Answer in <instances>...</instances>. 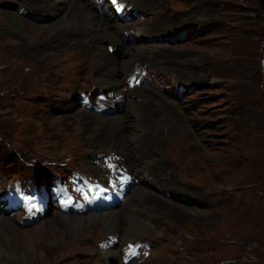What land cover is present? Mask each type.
<instances>
[{"label": "rangeland", "instance_id": "obj_1", "mask_svg": "<svg viewBox=\"0 0 264 264\" xmlns=\"http://www.w3.org/2000/svg\"><path fill=\"white\" fill-rule=\"evenodd\" d=\"M146 1L152 6L145 7L141 0L135 1L133 8L137 12L128 21L114 19L111 13L106 15L109 5L103 9L104 17L115 23L128 26L131 22L137 29L147 25L151 31L157 30L155 34L137 32L134 28L118 29V35L129 46L148 54L166 50L162 61L153 64L136 61L120 77L126 89L132 90L129 95L134 102L143 101L144 97L138 95L149 86L168 96L162 99L165 106L178 113L182 122L180 135L176 137L179 146L188 139L194 142L191 154L196 160L201 158L208 168L204 173L197 167L182 171L184 167L177 168L172 162L173 180L169 182L172 186L163 189L156 184L155 175L144 171L148 162L135 154L138 172L131 174V181H135L132 189L144 184L163 201L161 205L149 195L133 207H124L122 232L131 233L139 219L149 225L145 234L128 242L117 238L119 255L111 262L128 264L123 250L138 242H150L151 246L143 248L141 256L130 264H264V0ZM92 3L95 7L96 0ZM3 10L1 6L0 196L13 197L8 190L18 187L22 203L0 197V214L12 221V226L0 227V239L8 247V253L0 254V264H91L83 252L72 256V248H61L58 242L62 237L54 236L44 220L47 214L52 217L55 211H67L50 198L56 182L72 185L79 179L102 187L116 183L96 176L95 172V166L102 165L104 171L116 173L111 164L115 152L105 146L94 159L96 165L86 162L81 155L93 152L87 144L91 137L75 129V125L82 123L76 118L80 106L95 112L87 110L89 113L108 117L115 114H105L115 104L108 108L98 99L103 93H87L96 87L93 81L80 95L77 90L82 88L81 78L74 82L73 92L71 87L54 85L57 74H48L47 66L34 63V54L30 53L35 43L40 44L51 34L47 26H42L41 15L28 14L6 24L2 20ZM10 10L20 11L15 3ZM63 13L64 10L56 17ZM56 17L46 16L45 20L58 23ZM27 21L34 25L33 32L42 30L37 41L24 30L23 37L16 33L26 28ZM4 47L7 53H3ZM105 47L112 54L126 49L104 44ZM63 52V58L72 57L75 62L85 59L79 52ZM125 54L121 59L129 60V53ZM2 56L8 58L6 68ZM143 66L150 73L146 81L129 86L128 75ZM41 87L56 96L51 98ZM100 108L106 109L100 111ZM118 112L132 119L128 100H123ZM183 132L189 134L188 138H184ZM169 143L165 139L162 151L149 152L160 159L167 153ZM203 152L206 156H201ZM114 175L121 178L118 173ZM125 176L127 182L129 175ZM23 188L39 190L44 195V204L29 201ZM119 202L118 197L116 205ZM116 205L113 203L105 210ZM33 209L40 214L31 222ZM95 236L91 252L96 248L107 249L104 242L107 235L102 227L92 228L84 245Z\"/></svg>", "mask_w": 264, "mask_h": 264}, {"label": "bare ground", "instance_id": "obj_2", "mask_svg": "<svg viewBox=\"0 0 264 264\" xmlns=\"http://www.w3.org/2000/svg\"><path fill=\"white\" fill-rule=\"evenodd\" d=\"M92 1L0 0V7L4 8L2 20L6 24L14 23L15 20H21L28 14L41 15L40 21L43 24L42 26H47L51 34L47 40L40 44L35 43L30 48V53L34 54V63L47 66L48 74L51 72L57 74L53 81L54 85L60 84L61 87H71L70 91L73 92L75 89L73 87L76 86L74 82L78 79L80 81L81 78L82 81L79 84L82 85V88L77 90L78 95H80L90 87V82L93 81L92 83H95L96 87L89 89L87 93L91 92L93 95H95V92L96 95L97 93H103L98 99L106 103L108 108H112L113 104H115L113 110H109L107 113L102 112L105 114L115 113L108 117L106 115L89 113L88 111H94L86 106H80V109L76 113V118L82 121V123L75 125V129L77 133L82 131L91 137L90 142L87 144L95 151L92 150L93 152L81 155L86 162H94L96 165L94 159L98 158L99 153L104 151L102 148L105 146L115 152L111 164L116 168L115 172L120 174L121 178L115 177L114 174L116 173L104 171L101 167L102 165H96L95 172L96 176H102L105 180L116 181L114 186L111 183H107L103 188H106L114 196L117 195L120 198L119 204L116 205L117 198L114 201V204L117 206L116 208L102 210L97 213H85L84 215L55 211L54 216L48 217L47 214L44 220L45 224L50 226V230L54 236L58 238L59 236L62 237L58 245L63 249L72 248L70 255L74 256L77 252H83V255H87L85 259L91 264H113L111 260L116 261L119 255L117 238L128 242L139 234H145L149 225L148 222L139 219L134 224V227L132 226L131 233L128 231L122 232L121 214L124 207H133L134 203L137 205L139 202L147 199L149 195L150 199L158 201L162 205L160 195L147 190L144 184L132 189L135 181H131V174L135 175L138 172L135 170L137 164L135 158H133L135 154L140 160L148 162L146 167L143 168L144 171L155 175L156 184L162 188L172 186L169 183L173 180L172 169L174 167L172 166V162L176 164L177 168L184 167L185 169H182V171L197 167L198 171L204 173L208 167L201 158L196 160L193 154H191V150L195 146L194 142L188 139L185 145L181 144L179 146L176 137L180 135L178 132L182 122L178 118V113L173 112L172 109L165 106L167 104L162 99L168 96L162 93L159 88L149 86L145 88L144 93L138 95L144 97L142 101L144 105L142 102H134V98H131L129 95V92L132 90L126 89L125 81L120 77L122 72L131 70L136 61L146 60L149 64L162 61L166 50L160 51L159 54H148L136 46V48L129 46L128 44L130 43L125 42L124 38L118 35V29H137V27L131 22L128 23V26H125V24H121L120 22L115 23L111 18L108 19L109 17L105 18L103 10L100 11L96 6L94 7ZM120 1L123 4L133 6L136 0ZM141 2L145 7L152 6V3L146 0H141ZM14 3L19 6V12L10 10V7L12 8ZM62 10H64L63 15L56 17L59 14L61 15ZM46 16L49 18L56 17L58 23L52 22L50 24L46 22ZM24 25L26 28L22 30L18 29L16 33L23 37L22 31L24 30L33 41H37L41 36L40 32L42 30L39 29L33 32L34 25L30 21L25 22ZM155 25H158V22ZM156 31H151L147 25L137 29V32H154L157 34ZM104 44L107 47L109 45L117 46L118 50H122V46H125L126 49L119 54L116 52L112 54L108 48H104ZM65 50L79 52L85 59L75 62L72 57L63 58V51ZM3 53H7L6 47H4ZM125 53H129V60L121 59L123 54L126 55ZM169 57L167 54V58ZM1 61L4 63L3 68H6L8 66V58L2 56ZM40 90L49 93L51 98L56 96L48 88L41 87ZM125 99L129 101L130 111H132L133 115L132 119L128 118V115L125 116L118 112L120 104ZM182 135L184 138H188L189 136L187 132H183ZM165 139L170 142L167 147V153L162 154L160 159H156L149 150L162 151L165 146ZM90 154L95 156H91ZM201 156H206V153L203 152ZM125 168L127 171H124ZM125 175H129V182L127 183L124 180L127 177ZM174 182L176 183V181ZM99 184L101 183L99 182ZM126 188L130 190L127 192ZM175 188H177L175 191H179V187ZM184 188L186 189L187 187ZM8 225L12 226L10 218L5 214H0V227ZM98 227H102L107 235L104 237L107 249L96 248L91 252L93 246L92 239L96 238V236L90 237L87 245H84L86 242L85 238L92 228ZM4 253H8V247L0 239V254Z\"/></svg>", "mask_w": 264, "mask_h": 264}]
</instances>
